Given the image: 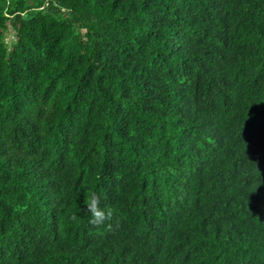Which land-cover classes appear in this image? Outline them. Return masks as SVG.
<instances>
[{"label":"trees","instance_id":"16d2710c","mask_svg":"<svg viewBox=\"0 0 264 264\" xmlns=\"http://www.w3.org/2000/svg\"><path fill=\"white\" fill-rule=\"evenodd\" d=\"M0 264H264V0H0Z\"/></svg>","mask_w":264,"mask_h":264},{"label":"clouds","instance_id":"9594fccd","mask_svg":"<svg viewBox=\"0 0 264 264\" xmlns=\"http://www.w3.org/2000/svg\"><path fill=\"white\" fill-rule=\"evenodd\" d=\"M90 210L93 212L94 216H95L97 219H101V218H102L101 215H100V213L97 212V211L95 210L94 207H91Z\"/></svg>","mask_w":264,"mask_h":264}]
</instances>
